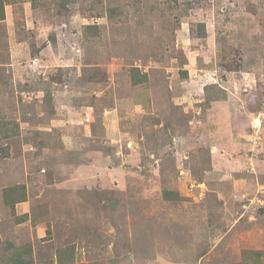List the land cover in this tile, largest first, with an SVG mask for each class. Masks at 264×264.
I'll use <instances>...</instances> for the list:
<instances>
[{
	"label": "rangeland",
	"instance_id": "374dc122",
	"mask_svg": "<svg viewBox=\"0 0 264 264\" xmlns=\"http://www.w3.org/2000/svg\"><path fill=\"white\" fill-rule=\"evenodd\" d=\"M6 1L0 264H264V0Z\"/></svg>",
	"mask_w": 264,
	"mask_h": 264
},
{
	"label": "trees",
	"instance_id": "16d2710c",
	"mask_svg": "<svg viewBox=\"0 0 264 264\" xmlns=\"http://www.w3.org/2000/svg\"><path fill=\"white\" fill-rule=\"evenodd\" d=\"M6 4H8V2L6 0H0V20H4L5 17H6V14H5V6H6ZM34 5H36V3H34ZM88 28H92V26H88ZM200 30L202 32V33H200V36H205L206 35V30H205V27H204L203 24H202V28ZM138 71H139L138 67L133 68V72L134 73H132V74H133V81H134V83H137L138 81H144L143 78H139V79H136L135 78L136 77V72H138ZM21 187H23V193L22 192H19L16 195L17 198H15V199H17V200H14V203L17 202V201H25L26 200V195H25L26 187H25V185L24 186H14V187L9 188L7 190V193H8L9 191H11L13 189H19ZM166 195H167L168 198H173L174 197V195L172 194V192H169V193L166 192ZM17 252H19V254ZM20 252L21 251H19V250L16 249L15 252H14L16 255H14V254L13 255H10L8 257V259L13 264H29L28 261H26V260H24L22 258V254H20ZM26 252H30V249L29 250H26ZM26 252L23 253V254H27ZM254 252L256 254L261 253L260 250H255Z\"/></svg>",
	"mask_w": 264,
	"mask_h": 264
}]
</instances>
